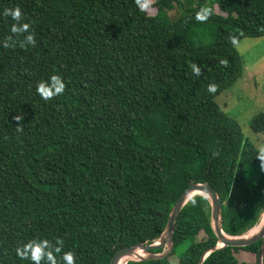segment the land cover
<instances>
[{
	"label": "trees",
	"instance_id": "trees-1",
	"mask_svg": "<svg viewBox=\"0 0 264 264\" xmlns=\"http://www.w3.org/2000/svg\"><path fill=\"white\" fill-rule=\"evenodd\" d=\"M147 3L0 0V42L13 43L0 46V264H32L15 249L34 239L61 249L56 264L69 251L74 264H110L157 240L192 183L218 192L226 234L260 222L264 154L217 97L242 75L237 42L264 35V0ZM17 7L35 45L22 47L2 15ZM53 74L66 87L45 101L36 84ZM210 213L194 196L171 252L126 264H199L218 240ZM259 246L216 249L202 264H257Z\"/></svg>",
	"mask_w": 264,
	"mask_h": 264
},
{
	"label": "rangeland",
	"instance_id": "rangeland-1",
	"mask_svg": "<svg viewBox=\"0 0 264 264\" xmlns=\"http://www.w3.org/2000/svg\"><path fill=\"white\" fill-rule=\"evenodd\" d=\"M148 2L151 4L153 0ZM236 49L243 62L242 75L218 95L217 101L264 154V35L245 36L237 42ZM255 228L258 225L252 229ZM249 231L245 234L248 235ZM239 257L247 261L255 260L253 254L243 252Z\"/></svg>",
	"mask_w": 264,
	"mask_h": 264
},
{
	"label": "water",
	"instance_id": "water-1",
	"mask_svg": "<svg viewBox=\"0 0 264 264\" xmlns=\"http://www.w3.org/2000/svg\"><path fill=\"white\" fill-rule=\"evenodd\" d=\"M203 195L209 199L211 213V225L217 236L216 245L210 247L203 254L200 263L204 257L211 251L221 249L226 246L242 247L260 241L257 251V264H263L264 258V209L260 222L257 224L256 232L241 235H228L222 229V201L218 192L206 183H192L187 186L179 195L173 204L165 228L159 238L152 243H137L118 250L111 258L110 264H126L128 260H149L163 258L173 249V231L175 222L182 207L194 196ZM255 227V226H254ZM252 229V228H251ZM248 232V231H247ZM159 252H153L158 250ZM140 251V252H139Z\"/></svg>",
	"mask_w": 264,
	"mask_h": 264
},
{
	"label": "clouds",
	"instance_id": "clouds-1",
	"mask_svg": "<svg viewBox=\"0 0 264 264\" xmlns=\"http://www.w3.org/2000/svg\"><path fill=\"white\" fill-rule=\"evenodd\" d=\"M137 7L143 11L148 7L147 0H135ZM5 17H10L15 23L10 26V31L14 34H23V40L20 42L21 46H31L35 45L36 41L34 35L29 31L30 25L22 20V12L17 8L5 9L2 13ZM200 20L206 19V16H198ZM0 46L4 48H9L13 46L10 39L0 42ZM194 73L198 74L199 69L194 67ZM65 83L60 75H50L47 80H41L36 84V93L41 99L48 101L54 97H58L63 94L65 90ZM215 85L210 84L208 86L209 92H214ZM13 119L16 121H21L23 119L22 115H17ZM59 243V242H57ZM61 252L59 247H53L48 240H31L26 243L21 244L15 249V254L20 259L30 260L32 264H41L43 259L48 261V264H56L55 253ZM63 264H74L73 254L69 252H64L62 255Z\"/></svg>",
	"mask_w": 264,
	"mask_h": 264
},
{
	"label": "bare ground",
	"instance_id": "bare-ground-1",
	"mask_svg": "<svg viewBox=\"0 0 264 264\" xmlns=\"http://www.w3.org/2000/svg\"><path fill=\"white\" fill-rule=\"evenodd\" d=\"M254 232H256V228L249 231V233H254Z\"/></svg>",
	"mask_w": 264,
	"mask_h": 264
}]
</instances>
